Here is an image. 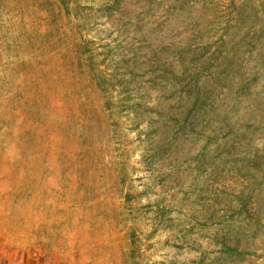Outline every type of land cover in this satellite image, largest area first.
Masks as SVG:
<instances>
[{
	"label": "rangeland",
	"instance_id": "374dc122",
	"mask_svg": "<svg viewBox=\"0 0 264 264\" xmlns=\"http://www.w3.org/2000/svg\"><path fill=\"white\" fill-rule=\"evenodd\" d=\"M0 0V264H264V0Z\"/></svg>",
	"mask_w": 264,
	"mask_h": 264
},
{
	"label": "crops",
	"instance_id": "0c3cea01",
	"mask_svg": "<svg viewBox=\"0 0 264 264\" xmlns=\"http://www.w3.org/2000/svg\"><path fill=\"white\" fill-rule=\"evenodd\" d=\"M51 258L49 257H41L40 256H36L34 264H54L53 261L50 260Z\"/></svg>",
	"mask_w": 264,
	"mask_h": 264
},
{
	"label": "trees",
	"instance_id": "16d2710c",
	"mask_svg": "<svg viewBox=\"0 0 264 264\" xmlns=\"http://www.w3.org/2000/svg\"><path fill=\"white\" fill-rule=\"evenodd\" d=\"M63 4H65V1L64 0H61Z\"/></svg>",
	"mask_w": 264,
	"mask_h": 264
}]
</instances>
